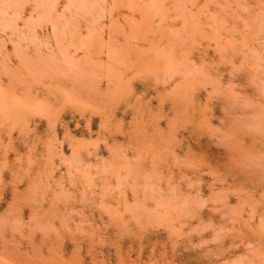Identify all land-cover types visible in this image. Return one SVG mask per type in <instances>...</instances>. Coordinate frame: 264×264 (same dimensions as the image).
<instances>
[{"label": "rangeland", "instance_id": "1", "mask_svg": "<svg viewBox=\"0 0 264 264\" xmlns=\"http://www.w3.org/2000/svg\"><path fill=\"white\" fill-rule=\"evenodd\" d=\"M0 264H264V0H0Z\"/></svg>", "mask_w": 264, "mask_h": 264}]
</instances>
